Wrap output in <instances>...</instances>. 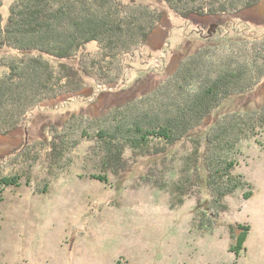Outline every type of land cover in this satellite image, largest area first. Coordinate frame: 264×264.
<instances>
[{
  "label": "rangeland",
  "instance_id": "rangeland-1",
  "mask_svg": "<svg viewBox=\"0 0 264 264\" xmlns=\"http://www.w3.org/2000/svg\"><path fill=\"white\" fill-rule=\"evenodd\" d=\"M1 1L5 23L16 0ZM117 1L163 14L146 46L118 58L115 68L121 66L122 74L117 86L86 78L81 97L37 108L19 131L0 137V178L20 177L17 188H0V264H264L263 135L238 145L232 175L244 186L224 198L226 211L210 231L199 228L209 217L205 190L191 180L182 205L173 191L193 149L191 141L172 146L153 142L143 156L126 150L127 166L116 172L104 166L96 138L110 108L139 96L145 85L156 86L197 49L229 42L264 47V0L236 16L188 21L162 0ZM83 55L85 60L100 59L94 43L84 47ZM19 57L0 50V78L7 73L4 63ZM140 76L146 81L136 92L118 91L130 88ZM263 103L264 79L254 92L228 101L222 113L257 109ZM55 133L64 137L66 147L59 160L51 161L47 144ZM239 225L249 232L244 252L236 257L230 252L229 226L235 231Z\"/></svg>",
  "mask_w": 264,
  "mask_h": 264
},
{
  "label": "trees",
  "instance_id": "trees-1",
  "mask_svg": "<svg viewBox=\"0 0 264 264\" xmlns=\"http://www.w3.org/2000/svg\"><path fill=\"white\" fill-rule=\"evenodd\" d=\"M162 1L169 11L188 21L236 16L263 0ZM133 7L137 8L117 0H16L3 23L0 0V50L20 55L4 63L7 73L0 78V137L19 131L37 108L81 97L86 78L103 81L108 88L117 86L122 74L121 66L115 68L118 58L146 46L163 21L159 11L147 13L141 6ZM93 43L100 59H83L81 51ZM73 60L77 64L69 65ZM145 77L118 91L136 92ZM262 79L264 47L257 48L256 42L249 48L247 42L237 47L229 42L211 50L197 49L156 86L145 85L139 96L110 108L103 116L106 125L96 138L102 144L104 166L124 170L126 150L134 157L136 152L143 156L153 142L172 146L191 141L193 149L173 191L179 197L177 205H182L191 180H195L193 186L202 187L210 198L208 220L199 223V228L213 230L218 216L226 211L224 198L244 186L239 176L232 175L238 145L264 136V103L257 109L233 113H222V109L228 101L254 92ZM202 128L205 131L200 137L192 136ZM47 147L49 160H59L65 153L64 137L55 133ZM92 179L104 181L99 176ZM19 180L17 175L0 178V188H17ZM229 231L230 252L238 257L244 252L249 227L239 225L234 231L229 226Z\"/></svg>",
  "mask_w": 264,
  "mask_h": 264
},
{
  "label": "water",
  "instance_id": "water-1",
  "mask_svg": "<svg viewBox=\"0 0 264 264\" xmlns=\"http://www.w3.org/2000/svg\"><path fill=\"white\" fill-rule=\"evenodd\" d=\"M208 33L211 34L210 31H208Z\"/></svg>",
  "mask_w": 264,
  "mask_h": 264
}]
</instances>
